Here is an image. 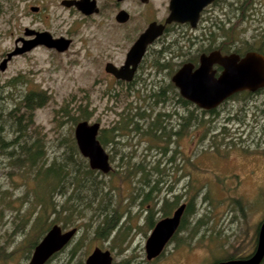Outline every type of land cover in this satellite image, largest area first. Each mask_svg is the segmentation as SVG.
I'll use <instances>...</instances> for the list:
<instances>
[{
  "label": "rangeland",
  "instance_id": "rangeland-1",
  "mask_svg": "<svg viewBox=\"0 0 264 264\" xmlns=\"http://www.w3.org/2000/svg\"><path fill=\"white\" fill-rule=\"evenodd\" d=\"M71 13L60 0H0V57L25 27L72 40L63 53L14 57L1 73L0 264H29L54 224L76 231L45 264H85L95 247L109 250L112 264L243 256L264 219V87L237 92L210 112L184 100L170 77L210 50H256L264 0H219L195 27L172 24L149 51L147 75L131 82L104 75V54L120 47L122 55L145 17L120 24ZM30 91L38 95L26 107ZM81 120L99 123L110 172L91 169L80 153L74 129ZM36 141L44 155L34 168L18 159ZM52 166L61 171L56 186L39 177ZM183 201L192 203L183 227L148 260L150 221Z\"/></svg>",
  "mask_w": 264,
  "mask_h": 264
},
{
  "label": "water",
  "instance_id": "water-1",
  "mask_svg": "<svg viewBox=\"0 0 264 264\" xmlns=\"http://www.w3.org/2000/svg\"><path fill=\"white\" fill-rule=\"evenodd\" d=\"M211 0H171L170 14L163 23L152 21L132 44L127 55L126 62L117 69L112 64H107V70L111 71L118 79H130L135 63L142 56L147 44L159 37L166 24L172 22H190L195 25L199 13ZM67 6L75 3L85 13L96 10L94 0H64ZM35 10V9H33ZM127 15L121 11L119 21H124ZM26 36L35 35L32 38H20L24 45L17 46L7 54L0 63L3 70L11 56L27 51L38 44L53 47L58 51L67 49L70 39L65 36H52L48 31H35L25 28ZM132 67L130 68V65ZM213 65L221 67L218 75ZM123 72H126L124 74ZM172 81L179 93L186 100L193 102L204 109L216 107L227 97L240 91L254 92L264 87V54L257 50L247 51L240 55L237 53L222 54L219 50H211L202 53L196 66L185 62L173 74ZM98 122L88 120L78 121L75 125L74 136L80 153L87 158L89 167L103 173L112 170L109 155L98 139ZM185 204L179 205L171 216L157 221L145 242L146 258L152 260L160 255L164 246L179 226ZM76 229L63 230L59 225H52L43 238L34 246L29 264H45L48 258L65 246L74 235ZM264 259V219L261 221L257 244L254 252L246 258L228 259L212 264H260ZM85 264H112V255L109 250L95 247L85 260Z\"/></svg>",
  "mask_w": 264,
  "mask_h": 264
},
{
  "label": "flooded vegetation",
  "instance_id": "flooded-vegetation-1",
  "mask_svg": "<svg viewBox=\"0 0 264 264\" xmlns=\"http://www.w3.org/2000/svg\"><path fill=\"white\" fill-rule=\"evenodd\" d=\"M64 0H60V5L63 6L64 8H66L67 10H69V12H72L71 15L73 14H79L81 15V17L85 18V17H91L92 15H95V14H101L102 16L104 17H107V16H111L113 20H115L117 23H125V22H128L130 19H131V16L132 15H135V14H138L140 16H143L145 17V24L141 26V28L139 29V31H137L134 35V38L132 40L129 39L128 43L129 46L124 50V48L122 50H124V52L122 53L121 55V48L118 47L116 51H112V50H107V53L104 54V59H103V73L105 76H107L108 78L110 79H114V80H117V81H121V82H131V81H137V80H143L144 79V76L147 75L146 74V69H147V66H148V60H149V51L151 50V48L153 47V44L157 41V39L159 37H161L164 32L174 23H178V22H172V23H169V24H166L165 25V28H164V31L162 33V35H160L159 37H157L153 42L149 43L146 45L145 47V50L142 54V56L140 57V59L135 63L134 65V68H133V72L131 74V78L130 79H123V78H117L115 75H113L111 73V71H108L107 70V64H112L114 65L117 69H119L121 66H123L126 62V59H127V55L131 49V46L132 44L137 40V38L139 37V35L147 28L148 24L151 23L152 21H156L158 23H163L165 21V19L167 18V16L170 14L171 10H170V1L171 0H159L160 3L158 5H155L153 4V0H94L95 1V8L96 10L92 13H85L82 8L78 7L75 3H73L72 5H65L63 3ZM73 1V0H72ZM219 2V0H211L210 3H208L206 6H204L202 8V10L200 11L199 13V17L202 13H204L205 11H207L209 8H216V5L217 3ZM35 9V10H33ZM40 9V7L38 5H32L30 6V10L35 13V12H38ZM121 11H124L125 14L127 15V18L124 20V21H119L118 20V15ZM107 15V16H106ZM158 15H161L163 16V18L161 19H157L156 16ZM198 17V19H199ZM155 18V19H154ZM198 19L195 23L194 26H192L190 24V22H185V23H179V24H184V25H189L191 28L195 27L197 22H198ZM25 28H28V27H25ZM25 28H24V31H25ZM32 30H35V31H42L40 29H35V28H30ZM48 31V30H46ZM50 34L51 32L48 31ZM52 35V34H51ZM53 36V35H52ZM60 36H63V35H60ZM132 36V35H131ZM32 37H35V35H32V36H26L24 34V36H19L15 39L14 41V44H13V47L8 50V51H5L1 57H0V63L1 61L7 57V54L11 51H13L17 46L19 47H22L24 45L23 41L20 39V38H25V39H28V38H32ZM54 37H57V36H54ZM66 38L70 39V43L67 47V49H65L64 51H58L56 50L55 48L53 47H48L46 45H43V44H38L36 45L35 47L27 50V51H24V52H21V53H18V54H15L13 56H11V58L6 62L5 64V67L3 70L0 69V77H1V73L4 72L8 66V63L14 58V57H21V56H25L27 53L33 51V50H37L38 53H42L44 50H48L49 52H52L53 55L54 54H58V53H63L65 52L66 50L69 49L71 43H72V40L71 38L65 36ZM126 38H128V36H126ZM116 44H119V41L116 42V43H113L112 45H116ZM113 48H116L115 46H113ZM211 51V50H210ZM208 51V52H210ZM208 52H204V53H208ZM221 52V51H220ZM222 54H227V53H223L221 52ZM119 54V55H117ZM202 54V53H201ZM200 54V55H201ZM121 55V56H120ZM242 55V54H240ZM121 57V58H120ZM200 57V56H199ZM120 59V60H119ZM198 62H199V59H198ZM197 63H192L194 64V66H196ZM185 62H183L181 65H183ZM180 65V66H181ZM179 66V67H180ZM216 66L218 65H213V68L216 70V74L215 75H218V73L220 72L217 71L216 69ZM132 67V64L130 65V68ZM178 69V68H177ZM176 69V70H177ZM175 70V71H176ZM175 71L172 73L171 77H170V80L172 81V76L173 74L175 73ZM124 74H126V72H123ZM17 79V78H15ZM173 82V81H172ZM179 91V90H178ZM32 92V96H33V99L36 95H38V93H36L35 91H30ZM29 92V93H30ZM237 93V92H236ZM235 94V93H234ZM27 95V94H26ZM232 96V95H231ZM230 97V96H229ZM227 97V98H229ZM184 98V97H183ZM227 98L225 100H227ZM184 100H186L184 98ZM33 101V100H32ZM187 102H190L188 100H186ZM224 102V100L222 101ZM220 102L216 107L214 108H211V109H205L207 111H212V112H215V110L217 109V107L222 103ZM193 103V102H191ZM194 104V103H193ZM195 106H197L196 104H194ZM199 107V106H197ZM201 108V107H199ZM204 109V108H202ZM100 132V125H99V130H98V134ZM100 141V140H99ZM110 161V160H109ZM110 172V171H109ZM103 173V172H102ZM185 204V207H184V210H183V213H182V216H181V219H180V223H179V226L178 228L176 229V231L173 233V235L170 237V239L175 235V233L177 232L178 229H180L181 227H183L184 223H185V220H186V216L190 213L191 211V206H192V203L190 202H181L179 204H177V206L170 212L168 213L167 215H161L157 218V221H159L160 219L164 218V217H168V216H171L172 213L174 212V210L181 204ZM157 221L153 224L152 221H150V226L152 227L151 228V231L152 229L154 228L155 224L157 223ZM150 231V233H151ZM150 235V234H149ZM169 239V240H170ZM254 244L253 246L248 250L246 251V248L243 249L242 244L239 248V251L241 252H244L246 251L245 253H243V256L242 255H234V256H229L227 258H225L224 260H228V259H242V258H246L248 257L250 254H252L256 248V244H257V237L256 239L254 240ZM243 242V241H242ZM165 248V246H164ZM163 248V250H164ZM162 250V252H163ZM161 252V253H162ZM241 252V253H242ZM160 253V254H161ZM219 261H222V260H219ZM217 261V262H219ZM260 264H264V259L263 261L260 263Z\"/></svg>",
  "mask_w": 264,
  "mask_h": 264
},
{
  "label": "trees",
  "instance_id": "trees-1",
  "mask_svg": "<svg viewBox=\"0 0 264 264\" xmlns=\"http://www.w3.org/2000/svg\"><path fill=\"white\" fill-rule=\"evenodd\" d=\"M256 50L264 54V42L260 43L258 47L256 48ZM32 100H33V96H32V92H30L25 96V99H24L26 107H28V105L31 104ZM18 120H19L18 122L19 124H15V125L18 127V129L23 128L24 125L20 124L21 119H18ZM22 135L23 133L19 132L17 137H20ZM99 140L101 144L105 146L106 140L104 139V137L100 138ZM43 155H44L43 143L36 141V142H33V144L30 145L29 147L27 146V148H25L23 154L20 156L18 160L26 163L30 167L35 168L39 164V161L43 157ZM39 177H43L45 181H48L49 185L53 184L56 186L59 180L61 179V171L57 169L56 167L52 166V167L45 169L41 174H39Z\"/></svg>",
  "mask_w": 264,
  "mask_h": 264
}]
</instances>
